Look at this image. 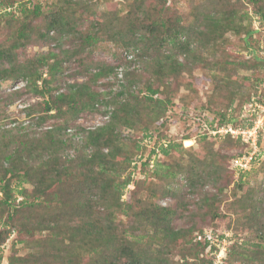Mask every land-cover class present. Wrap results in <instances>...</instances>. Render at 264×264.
I'll use <instances>...</instances> for the list:
<instances>
[{
  "label": "trees",
  "instance_id": "obj_1",
  "mask_svg": "<svg viewBox=\"0 0 264 264\" xmlns=\"http://www.w3.org/2000/svg\"><path fill=\"white\" fill-rule=\"evenodd\" d=\"M17 1L18 6L15 4ZM257 1L262 17L261 26L264 28V0ZM72 2L64 0L61 5H71ZM165 2L159 0L148 4L147 0H135L126 16H120L117 21L114 20L115 14L108 15L105 12L104 20L95 18L85 32H79L80 47L73 51L65 49L64 56L80 53L83 47L92 49L103 39H113L135 49L138 57L148 56L146 58L151 59L150 62L156 66L154 75L163 79L167 75H176L184 67L185 63L180 62L179 54H185L188 58L197 57L194 51L196 43L202 47H218L226 41L228 32L244 31L245 41L250 46L253 29L245 28L244 18L236 7H227V4L213 6L201 11L186 25L181 16H169L168 11H165ZM74 14L69 12L67 6L46 9L41 0L0 1V20L18 23L11 43L0 41V78L29 77L31 84L28 88L31 91L49 95L43 102L45 114L40 117L41 124L55 108L59 117L70 111L79 113L87 108L97 109L99 104L107 107L112 103L115 106L106 124L86 131L84 147H92V153H86V148H77L76 156L72 159L64 155L66 149L74 147L73 142L64 139L61 134L65 125L50 126L38 136L21 126L17 128L18 131L0 132V220L5 219L17 229L19 241L35 246L32 255L11 256L9 263L174 264L167 258V248L188 231L174 224L177 218L175 207L162 206L155 200L168 195L176 198L179 194L173 189V183L178 178L185 180L192 192L209 184L219 188L224 169L218 167L214 155L207 158L203 152L192 153L190 159L186 160L183 141L165 143L160 151L164 157H170L173 163L165 160L154 164L148 176L136 185L131 201L122 200L123 189L131 183V177L120 180L119 174L127 170L139 153L145 151V146L139 140L131 141L132 144L128 145L120 138L118 128L125 125L147 135L152 131L159 134V120L164 118L173 100L169 96H160L166 86L164 89L159 85L154 86V81L148 82L150 93L145 95H141L140 91H130L128 85L123 84L124 89L115 98L104 100L105 96L89 81L74 82L67 91L51 95L52 76L61 70L64 56L51 63L49 57H56L53 53L49 57L21 62L18 50L30 43L34 34L41 39L50 38V31L55 32V37L78 34V21ZM39 18L43 20L42 23L34 27L33 21ZM9 38L11 40L12 37ZM168 47L170 51L167 52ZM254 57L255 63L264 62L258 55ZM127 62L130 64L133 61L128 59ZM231 63L226 58L220 64L225 66ZM43 64L49 65L47 76L41 70ZM95 68L91 81L114 70L104 63H98ZM130 74L132 72L126 74V79L131 83L129 87L134 84ZM163 80L162 85L166 83ZM215 88L219 89L220 86L216 84ZM21 92L24 89L18 91L19 94ZM205 110L209 114L221 115L217 126L238 127L232 122V116L212 111L210 106ZM206 135L202 137L203 140ZM260 135L261 130L259 145ZM224 138L234 142L243 141L241 137L230 134ZM155 152L153 149L145 156L143 167L150 164L151 155ZM173 155L180 157L176 160L177 156ZM241 169L237 187L244 189L250 172L244 170L247 168ZM15 181L18 183L16 186L13 185ZM248 191L246 189L243 197L239 196V192L236 193L237 203H242L243 207ZM20 195L23 197L18 201ZM216 201L208 195L201 201L212 216L220 214ZM186 205L184 203L183 206ZM121 213L130 217L133 223L126 225L119 218ZM262 228V223L257 224L258 233ZM37 232L44 234L36 237ZM7 234L6 230H0V245ZM259 235L264 238V233ZM153 237L157 239L153 240ZM196 244L195 254H198L204 249V244ZM257 247L255 252L260 254L262 244H257ZM250 264H264V258H261L260 263Z\"/></svg>",
  "mask_w": 264,
  "mask_h": 264
},
{
  "label": "rangeland",
  "instance_id": "obj_2",
  "mask_svg": "<svg viewBox=\"0 0 264 264\" xmlns=\"http://www.w3.org/2000/svg\"><path fill=\"white\" fill-rule=\"evenodd\" d=\"M0 1L7 2V0ZM134 1L73 0L74 3L72 2L71 5H61L64 0H41L46 9L67 6L70 13H75L78 34L68 33L55 37L57 36L55 32L50 31V38L47 39H41L34 34L32 41L18 50L19 60L26 62L42 56L49 57L51 53L56 57H49L50 63L56 58L61 59L65 49L73 51L74 48L80 47L79 32H85L95 18L104 20L105 12H108V15L115 14L114 20L117 21L120 16H126L134 5ZM157 1L159 0H147V3H157ZM15 4L18 6L19 2ZM221 4L236 7L244 18L245 28L253 29L250 46L245 41L244 31L228 32L225 35L226 41L218 47L214 45L202 47L196 43L194 51L197 57L189 56L188 58L185 54H179L180 62L185 63L184 67L176 75L164 76L163 80L154 75L156 66L150 62L151 59L146 58L148 56L138 57L135 49L128 48L121 42L119 44L113 39H103L92 49L83 47L80 53L65 55L61 70L52 76L50 94L53 96L67 91L70 84L74 82L84 81L91 82L92 86L105 96L104 100L115 98L114 96L124 89L123 84L128 85L130 91L135 90V93L140 91L141 95L150 93L147 88L149 81H154V86L159 85L162 89L166 86L165 91L159 95L169 96L173 102L164 114V118L159 120L160 124L157 123L159 134L152 131L147 135L135 127L125 125L118 128L120 138L125 143L129 145L132 144L131 141L139 140L145 146V151L139 153L127 170L119 174L120 180L131 177V183L123 189L122 200L125 202L131 201L136 185L148 176L154 164L165 160L173 161L170 157H164L163 152L160 151L165 143L183 141L186 160L190 159L192 153L203 152L206 153L207 158L214 155V160L219 164L218 167L224 169L219 188L209 184L192 192L186 181L178 178L173 183V189L179 194L176 198L168 195L160 196L155 200L162 206L175 207L177 218L174 224L188 231L167 248L169 249L167 258L174 264H250L260 263L261 258H264V238L259 235L264 233V228L260 229L259 233L257 229V224L264 225V62L255 63L254 60L255 55L264 59V28L261 26L259 2L257 0H166L165 11H168L171 17L181 16L184 23L188 25L201 11L213 6L220 7ZM42 21L41 18L35 19L34 27ZM17 24L16 21L10 23L0 20V41L11 43ZM9 36L12 37L11 40ZM166 51H170V48L168 47ZM226 58L232 63L225 66L220 64ZM128 59L133 62L128 64ZM98 63L108 64L114 70L96 81H91L94 75L92 73L96 72L95 66ZM42 66L41 70L44 76H47L49 65ZM127 70L132 72L130 76H133L131 80L134 84L130 87L131 83L126 79V74L129 73ZM162 80L166 82L164 85L161 84ZM29 82V77L0 78V132L18 131L17 128L21 126L27 127L29 132L38 136L50 126L65 125L61 134L64 139L71 140L74 146L64 151V155L70 159L76 156L77 148H86L84 147L86 131L106 124L115 107L112 103L107 107L99 104L96 106L97 109L87 108L79 113L70 111L62 113L59 117L55 108L49 112L51 115H48L41 124L40 117L45 114L42 110L43 102L49 95L34 93L28 88L31 84ZM216 84L220 86L219 89L215 88ZM20 89H24L21 94L18 93ZM208 106L212 108V111H221L229 117L232 116V122L244 129L252 125L253 121V124L257 122L260 126L263 123L260 145L257 142L258 145L252 148L254 145L251 146L244 139L234 142L220 136L210 135L209 137L207 128H215L221 115L209 114L205 110ZM206 122L211 125L205 126ZM205 134L208 137L206 135L203 140L202 137ZM188 136L190 138L186 139ZM187 140H191L190 144ZM153 149L156 152L152 153L150 164L143 167L145 156H148ZM85 151L90 154L93 149L88 147ZM250 152H257L259 155L258 157L256 155V161L250 167L244 169L250 174L245 188L239 189L237 183L242 169L235 159ZM173 156H177L176 160L180 157ZM17 184L16 181L13 182L14 186ZM246 189L249 191L243 207L242 203H237L236 193L239 192V196L243 197ZM0 195H2L1 192ZM205 195L213 196L217 200L216 204L220 210L218 216L210 215L208 207L202 205L201 201ZM22 197L20 195L18 201ZM184 203L187 205L183 206ZM119 218L124 220L126 225L133 223L130 217H125L122 213ZM210 229L217 235L223 236V238L216 237V244L219 247H207L202 242L204 249L195 254L197 250L195 235ZM0 230L8 232L7 238L0 245V264H10L11 256L21 257L34 253L35 246L19 241L17 229L8 224L5 219L0 220ZM42 233L37 232L35 236L40 237ZM150 233L152 234V231ZM257 244H262L260 254L255 252L258 249ZM224 246L227 250L221 249Z\"/></svg>",
  "mask_w": 264,
  "mask_h": 264
},
{
  "label": "built area",
  "instance_id": "obj_3",
  "mask_svg": "<svg viewBox=\"0 0 264 264\" xmlns=\"http://www.w3.org/2000/svg\"><path fill=\"white\" fill-rule=\"evenodd\" d=\"M261 120V119H259ZM205 126L208 124L204 123ZM263 127V123L261 126L257 124V122L253 125L247 126L245 129L243 127L236 128L233 125H222V126H216L215 128H207L208 133L211 136H220L224 137L227 134L232 135L233 137H241L247 143L254 145L252 148L256 147L258 145V138H259V133L260 130ZM256 155L258 157L257 152H250L249 154H244L241 157H237L235 159L236 162H238L241 166V168H248L252 165L254 160L256 159ZM217 236H222V235H217L212 229L210 230H205L203 233H198L195 235V240L197 242H203L205 246L209 247H219L218 244H216V237ZM223 238V236H222ZM226 243V241H225ZM221 249L227 250L226 247H222Z\"/></svg>",
  "mask_w": 264,
  "mask_h": 264
},
{
  "label": "bare ground",
  "instance_id": "obj_4",
  "mask_svg": "<svg viewBox=\"0 0 264 264\" xmlns=\"http://www.w3.org/2000/svg\"><path fill=\"white\" fill-rule=\"evenodd\" d=\"M188 144H190L191 140H187Z\"/></svg>",
  "mask_w": 264,
  "mask_h": 264
}]
</instances>
